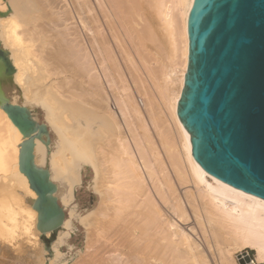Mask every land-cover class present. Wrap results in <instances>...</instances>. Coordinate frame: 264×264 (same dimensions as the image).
<instances>
[{"label": "bare ground", "instance_id": "6f19581e", "mask_svg": "<svg viewBox=\"0 0 264 264\" xmlns=\"http://www.w3.org/2000/svg\"><path fill=\"white\" fill-rule=\"evenodd\" d=\"M193 3L0 0V48L15 68L7 75L0 62V95L10 91L14 104L21 95L33 112L40 107L47 126L58 136L59 150L50 161L52 145L48 149L37 141L36 164L49 167L64 210L75 201L83 170L88 166L94 175L91 188L99 205L86 218L71 209L61 229L67 230L66 240L76 221L85 228L84 264H243L247 257L239 260L235 254L244 248L254 250L264 264V199L206 172L194 159L191 134L178 116L189 65ZM95 11L108 21L132 84ZM45 15L57 20L59 44L67 49L74 70L87 79L90 101L82 96L69 101L72 98L56 79L57 70L46 61L44 50L51 43L38 26ZM116 23L121 30L115 29ZM118 30L131 39L143 69L124 47ZM73 121L82 126L88 141L73 136ZM22 142L0 102V245L14 248L26 240L37 249V213L29 204L37 195L19 170ZM53 249V264H66L60 245Z\"/></svg>", "mask_w": 264, "mask_h": 264}, {"label": "water", "instance_id": "95a60500", "mask_svg": "<svg viewBox=\"0 0 264 264\" xmlns=\"http://www.w3.org/2000/svg\"><path fill=\"white\" fill-rule=\"evenodd\" d=\"M188 34L178 116L191 134L192 155L210 175L264 199V0H194ZM0 62L14 73L1 48ZM9 92L0 102L23 136L19 170L37 195L29 204L51 252L46 235L55 238L66 220L49 167L36 164L37 141L49 149L51 132Z\"/></svg>", "mask_w": 264, "mask_h": 264}, {"label": "rangeland", "instance_id": "374dc122", "mask_svg": "<svg viewBox=\"0 0 264 264\" xmlns=\"http://www.w3.org/2000/svg\"><path fill=\"white\" fill-rule=\"evenodd\" d=\"M4 2L7 6L10 4V3H6V1ZM97 8L96 10H98ZM96 13H97V16L99 15L98 25L102 26L101 27L102 31L104 29V35L107 37V40L109 41L112 47V50L115 56L117 57V60L119 59L118 61H119V64H121L120 66H121L123 73L125 74L127 79L131 81V76L119 52L118 45L116 41L113 39L114 38L112 36L113 34H111L112 31L109 32L111 28L108 25V21L106 20V18H104V16L101 14L100 11H97ZM55 24H57V20L50 15H45V18L39 21L38 26H39L40 34L43 36L44 39H46L47 41L51 43V47H46L44 50L45 59L46 61H48L49 65H51L52 68L57 70V73L59 75L56 77V79L57 81H59V85L65 89L68 96L72 98V99H69V101L76 102L78 101V97L80 96L90 101V97L85 93V89L88 87V81H86L87 79L82 75V73L78 71L76 72L74 70V68L72 67V64L69 62V59H67L66 57L67 49L62 48L61 45L59 44L60 43L59 36L56 30H54ZM114 25L116 27L118 26L117 23ZM116 27L115 29H120L119 26L117 28ZM120 30H118V35L121 34V36L119 37L122 40L124 47L130 52L129 54L132 56L136 64L140 67L142 63L141 61H139L140 57L139 56L137 57L138 53L136 49L134 48V45H132V42L130 41L131 39L128 37L127 34L126 35L124 34L125 33L124 31H120ZM80 32L82 33L83 37H85V31L81 27H80ZM140 36L144 42V37L142 35ZM140 69H143V68L140 67ZM129 83L132 84V81ZM75 91H78L79 93L77 94V92ZM15 93L16 92L13 91L14 95ZM73 93L77 95H72ZM14 95H13V98L15 97ZM17 97L20 99V101L22 98L21 102L23 103V105H25V103L23 102V97L21 95H17ZM139 98L143 99V101L145 102L144 98H142L141 95L137 93V99H138L137 101H139ZM141 108H143V106ZM62 111H64V113L70 116V118L73 120L72 113L69 110L67 111V108L64 107ZM34 116L37 117V119L40 122L46 123L48 125L47 117L45 116L44 111L40 107L35 109ZM163 117L167 119L166 114H164ZM72 127H73L72 128L73 133H74L73 136L77 137V139L79 141L81 140V142L84 140L88 141L89 137L86 135L83 136L82 126H80L76 121H73ZM50 132H51V139H52V147H51V152H48L49 161H50V158H52V156L55 153H58L57 151L59 150L58 136L55 135L56 134L55 131H52L51 129H50ZM152 133H153V130H152ZM156 141L157 143H159V140L157 137H156ZM80 179H81L80 183L76 184L74 193H73L75 201L69 210H65V212L67 213L66 214L67 220L70 219L71 209L76 208L77 215L80 216L81 218H86L92 212H94L97 206L99 205L98 203L99 200L98 198H96V194L94 193V191H92V188H91L93 184V180H94V175L91 173L88 166L86 169L83 170V174ZM59 203L61 204L62 207H64V204L61 201H59ZM75 225H76V228L74 229V231L70 232V235L68 236L66 240L64 239H65V235L67 234V230H63V231L61 230L62 232L60 231L55 238L51 237L50 235V237L48 238V241H49V247L51 248V252L47 250L46 242L40 237L38 239L39 245L37 249L33 247L32 245H30L26 240L20 241L18 246L16 245L17 247H14V248L13 246H10V245H0V264H53L55 261V255H54L55 252H54L53 247L55 245H60V254L65 257L64 263L77 264V261L80 259L78 264L80 262H82L80 264H84L85 261H83V259L84 260L86 259L85 252H86V247H87V234H86L87 232L85 228L82 226V224L80 223V221H76ZM60 233H62L63 235H61ZM40 247L43 248L44 254L40 252V249H39ZM247 251L250 252L251 256L253 257L254 261L257 262V264H261L257 261L256 252L252 249L244 248L242 250H238L235 255L238 258H240V256L245 254ZM252 251L254 252V254L251 253Z\"/></svg>", "mask_w": 264, "mask_h": 264}, {"label": "built area", "instance_id": "2783aa9c", "mask_svg": "<svg viewBox=\"0 0 264 264\" xmlns=\"http://www.w3.org/2000/svg\"><path fill=\"white\" fill-rule=\"evenodd\" d=\"M139 103L141 105H143V101L141 98H139ZM242 257H247L245 262H243V264H254V259L253 257L251 256L250 252L247 251L245 254L241 255L240 258H238L239 260L242 258Z\"/></svg>", "mask_w": 264, "mask_h": 264}, {"label": "trees", "instance_id": "16d2710c", "mask_svg": "<svg viewBox=\"0 0 264 264\" xmlns=\"http://www.w3.org/2000/svg\"><path fill=\"white\" fill-rule=\"evenodd\" d=\"M251 253H252V254H254V252H253V251H252Z\"/></svg>", "mask_w": 264, "mask_h": 264}]
</instances>
